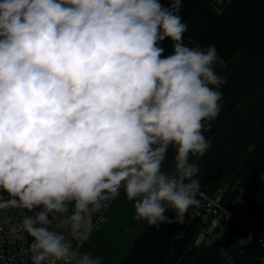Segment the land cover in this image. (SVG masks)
<instances>
[{"label":"clouds","instance_id":"obj_1","mask_svg":"<svg viewBox=\"0 0 264 264\" xmlns=\"http://www.w3.org/2000/svg\"><path fill=\"white\" fill-rule=\"evenodd\" d=\"M182 6L0 0V215L17 212L8 232L26 245L24 264H103L73 238L87 241L93 215L121 190L134 218L157 228L183 224L199 205L190 157L211 146L204 133L226 80L214 45L185 44ZM169 149L174 170L165 171ZM252 242L217 249L223 264Z\"/></svg>","mask_w":264,"mask_h":264},{"label":"trees","instance_id":"obj_2","mask_svg":"<svg viewBox=\"0 0 264 264\" xmlns=\"http://www.w3.org/2000/svg\"><path fill=\"white\" fill-rule=\"evenodd\" d=\"M168 7L170 0H161ZM187 24L185 44L191 47L214 45L219 59L227 62L240 49L264 64V0H183L180 11ZM258 127L260 136L252 153L239 172L226 185L222 203L236 216L256 215L264 226V111ZM174 221L175 213H166ZM198 218L185 217L183 224L167 223L159 228L147 225L120 264H223L217 249H228L239 239L247 238L235 222H228L223 230L214 231L199 246L194 238L200 227ZM241 257L233 255L235 264H260L264 246L256 235ZM217 238L213 248L207 241Z\"/></svg>","mask_w":264,"mask_h":264},{"label":"crops","instance_id":"obj_3","mask_svg":"<svg viewBox=\"0 0 264 264\" xmlns=\"http://www.w3.org/2000/svg\"><path fill=\"white\" fill-rule=\"evenodd\" d=\"M160 46L164 55L172 52L169 39L162 41ZM214 68L226 80L220 88L221 111L211 122V130L204 133L211 141L208 151L199 159L190 157V162L200 166L197 176L200 189L212 195L225 189L238 173L234 171L238 164L236 156H249L254 150L260 136L258 121L264 111L263 63L240 49L227 62L219 59ZM173 155V150L169 149L165 171L174 170ZM171 212L169 209L165 214ZM104 221L99 228H94L92 217L90 238L82 243L73 238L74 246L81 252L101 257L103 264H120L148 224L134 218L133 204L126 199L123 190L113 199Z\"/></svg>","mask_w":264,"mask_h":264},{"label":"built area","instance_id":"obj_4","mask_svg":"<svg viewBox=\"0 0 264 264\" xmlns=\"http://www.w3.org/2000/svg\"><path fill=\"white\" fill-rule=\"evenodd\" d=\"M223 192V189H219L215 195H212L208 190L200 189L197 197L199 205L188 210L189 218H198L201 222L194 238V245H201L214 231L223 230L230 221L237 223L243 232L247 231L251 235H256L259 241L264 239V226L257 223L256 215L236 216L222 203ZM112 201L107 202L100 213L93 215L94 228H99L105 222L107 210ZM18 218L16 210H8L0 215V264H24L26 259L19 254L20 248L26 245L21 241H14L8 232L9 227Z\"/></svg>","mask_w":264,"mask_h":264},{"label":"rangeland","instance_id":"obj_5","mask_svg":"<svg viewBox=\"0 0 264 264\" xmlns=\"http://www.w3.org/2000/svg\"><path fill=\"white\" fill-rule=\"evenodd\" d=\"M223 1H224V0H218L219 5H221V4L223 3ZM247 157H248L247 155H244V156H243V155H241V156L238 155V156H236L235 159H237L236 162H237L238 164H237V166L235 167V170H234L235 172H237V171L239 172L240 167L242 166V164L244 163V161L247 159ZM234 171H233V172H234ZM230 178H231V177H230ZM224 183H225V181H223V184H224ZM226 185H227V184H226Z\"/></svg>","mask_w":264,"mask_h":264}]
</instances>
